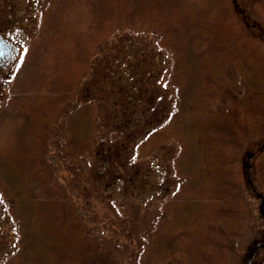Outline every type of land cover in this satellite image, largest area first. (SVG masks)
I'll list each match as a JSON object with an SVG mask.
<instances>
[{
  "label": "trees",
  "instance_id": "1",
  "mask_svg": "<svg viewBox=\"0 0 264 264\" xmlns=\"http://www.w3.org/2000/svg\"><path fill=\"white\" fill-rule=\"evenodd\" d=\"M251 9L264 20V0L45 1L17 63L0 76V202L14 227L13 249L0 264H99L97 240L45 169L43 151L61 117L55 131L66 155L108 140L125 162L173 151L176 182L166 183L135 264H229L243 252L254 210L242 193L259 201L264 223V32L249 19ZM146 30L169 55L173 94L162 108L170 107L141 114L151 62L125 60L137 84L132 114L122 121L112 114L106 138L97 124L101 107L90 98L76 102V91L106 40ZM245 129L263 138L239 167L225 135ZM112 207L129 216L128 205Z\"/></svg>",
  "mask_w": 264,
  "mask_h": 264
},
{
  "label": "rangeland",
  "instance_id": "2",
  "mask_svg": "<svg viewBox=\"0 0 264 264\" xmlns=\"http://www.w3.org/2000/svg\"><path fill=\"white\" fill-rule=\"evenodd\" d=\"M45 1L0 0V43H10L6 53L8 57L2 58L5 50L0 47V76L9 75L17 63L34 31ZM249 17L257 23V29L264 32L263 17L254 9L249 12ZM126 33L128 34L119 33L104 42L103 50L94 58L93 66L79 83L74 98L76 102L90 98L101 107L97 124L105 128L106 138L115 129L112 114L116 115V121H122L124 117L132 114V104L128 101L137 84L127 74L125 60L142 55L151 62L149 74H157V79L152 76L147 80L148 90L142 103L139 98L136 99L141 103V114L146 112L148 115H158L168 111L170 102L163 108L162 104L173 94L172 84L168 80L169 55L163 54L157 46L155 33L150 30L138 34ZM121 39L125 41L122 42ZM102 55L104 62L101 63ZM122 83L131 87L129 92L119 90V84ZM4 95L6 84L0 82V102ZM106 113L108 116H105ZM61 119L62 117L59 118L60 125L55 130L60 129ZM55 130L43 151L45 169L47 175L55 180L73 203L76 214L83 219L91 237L97 240L99 264H135L136 253L158 216V204L166 183L171 180L172 184L168 186L172 188L176 182L172 172L173 151L167 147V150L160 153H151L139 163L132 160L125 162V154L119 156L118 152L115 153L108 140L94 145L91 153L70 156L66 155L59 133ZM262 138V133H254L249 129H245L240 137L230 132L225 135L226 142L235 147L239 167L248 164V154ZM123 161L127 164L125 169ZM241 197L250 202V208L254 212L251 211L252 221L250 226L246 225L243 234V252L232 255L229 264H248L251 248L264 242V223L258 217L259 201L247 193H242ZM113 202L128 205L129 216L124 219L115 212ZM13 228V222L0 202V262L13 249ZM263 260L264 249L255 251L252 264H262Z\"/></svg>",
  "mask_w": 264,
  "mask_h": 264
},
{
  "label": "water",
  "instance_id": "3",
  "mask_svg": "<svg viewBox=\"0 0 264 264\" xmlns=\"http://www.w3.org/2000/svg\"><path fill=\"white\" fill-rule=\"evenodd\" d=\"M249 156H251V154H249ZM264 247V242L263 243H260V244H258V245H255L252 249H251V251L249 252V257H248V264H252V256H253V253H254V251L256 250V249H258V248H263Z\"/></svg>",
  "mask_w": 264,
  "mask_h": 264
},
{
  "label": "flooded vegetation",
  "instance_id": "4",
  "mask_svg": "<svg viewBox=\"0 0 264 264\" xmlns=\"http://www.w3.org/2000/svg\"><path fill=\"white\" fill-rule=\"evenodd\" d=\"M2 47H3V46H2ZM8 48H9V46H7L6 48L3 47V49L5 50V52H4L5 55L2 54V55H3L2 58L8 57V55L6 54V53H8L7 51H9ZM4 50H3V51H4ZM2 53H3V52H2Z\"/></svg>",
  "mask_w": 264,
  "mask_h": 264
}]
</instances>
